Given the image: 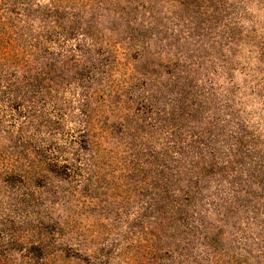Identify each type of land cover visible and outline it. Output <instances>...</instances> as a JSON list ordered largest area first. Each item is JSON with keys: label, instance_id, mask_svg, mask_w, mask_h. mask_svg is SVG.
Instances as JSON below:
<instances>
[{"label": "rangeland", "instance_id": "374dc122", "mask_svg": "<svg viewBox=\"0 0 264 264\" xmlns=\"http://www.w3.org/2000/svg\"><path fill=\"white\" fill-rule=\"evenodd\" d=\"M41 141L0 264H264V0H0V159Z\"/></svg>", "mask_w": 264, "mask_h": 264}, {"label": "trees", "instance_id": "16d2710c", "mask_svg": "<svg viewBox=\"0 0 264 264\" xmlns=\"http://www.w3.org/2000/svg\"><path fill=\"white\" fill-rule=\"evenodd\" d=\"M29 102H31L29 106L33 110V114H34L33 116L35 118H47L48 120H50L51 116H53V113H51V111L55 110L56 103H52L51 98L46 99L44 96L38 95V97L30 99ZM23 109L27 110V107L23 106ZM40 146L41 147L38 146L37 148H41V150L45 154L44 160H41V159L38 160V158H42V155L39 154V152H37L36 149H34V145L32 146L30 144L26 145L25 147H21V148H24L27 151L30 150L28 152L31 153L32 157L31 156L26 157V155H23L21 151L17 152L16 148H11V152L8 154L3 153L4 156L0 160L8 161V165L5 166V169H3V172L5 174L20 175L19 177L22 176V177H25L26 179H29V178L30 179H43L46 177V175H49V174H53L55 176L56 171L54 170L60 167L59 165H61V162L60 160H58V157H56L55 153H50V151L48 152L47 149H45L46 144L42 143V141L40 143ZM30 157L32 159L29 161ZM23 166L25 168H23ZM66 169L70 170V168H66ZM75 182H79V181L76 180ZM66 223H69V220L65 222V225ZM211 254L215 255L218 253L212 252Z\"/></svg>", "mask_w": 264, "mask_h": 264}]
</instances>
